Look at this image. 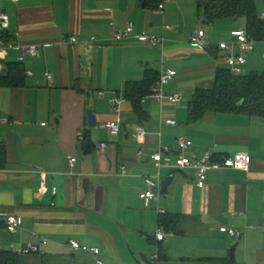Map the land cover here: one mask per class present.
<instances>
[{"label":"crops","instance_id":"0c3cea01","mask_svg":"<svg viewBox=\"0 0 264 264\" xmlns=\"http://www.w3.org/2000/svg\"><path fill=\"white\" fill-rule=\"evenodd\" d=\"M201 1L170 0L159 13L148 0H0V13L10 17L5 37L16 46L1 50V75L16 63L27 72L21 87L0 85V212L24 220L14 233L0 224V247L13 252L35 244L44 253L20 255L19 264H98L92 254L73 250L71 241L98 248L104 264H144L156 255L157 264H264V119L209 114L189 124L195 92L227 68L219 45L246 28L241 19L206 23ZM254 1L264 19V0ZM128 27L165 43L113 41ZM199 30L206 32L204 49L190 44ZM31 45L42 47L38 57L19 48ZM247 60L245 74L264 72V41ZM165 69L178 73L165 90L181 94L182 103L146 97L149 119L142 123L126 100L121 131L112 135L105 128L116 119L109 99L125 98L126 85L144 81L147 70L161 75ZM139 126L148 133L144 141ZM180 138L194 143L188 152L193 159L207 152L216 160L247 153L250 172L213 170L200 188L195 170L165 168L161 182L172 177L171 185L162 188L159 201L145 202L146 178L157 174L150 155L160 146L176 155ZM102 143L109 145L105 152L98 151ZM70 158L77 160L73 168ZM168 216L175 220L169 230L161 223ZM222 227L239 230L241 238L222 234Z\"/></svg>","mask_w":264,"mask_h":264},{"label":"built area","instance_id":"2783aa9c","mask_svg":"<svg viewBox=\"0 0 264 264\" xmlns=\"http://www.w3.org/2000/svg\"><path fill=\"white\" fill-rule=\"evenodd\" d=\"M22 0H11L13 3H19ZM170 0H164L158 7L157 12L164 13L166 3ZM10 29V17L4 13H0V53L1 50L5 47L13 49L16 46L13 43H7L4 40L5 34ZM167 30H171V26H166ZM232 39L227 42H222L219 45V50L224 53V60L226 62L227 68L237 76L245 75V66L247 65V56L250 53H253L256 49L257 41L252 38L246 30H237L233 31L231 34ZM131 38H137L138 40L145 42L151 46L163 45L165 43V38L158 36H150L147 34L136 35L133 27H128L124 31L116 32L113 35V41L121 42L129 40ZM206 32L204 30H199L195 35L190 38V44L199 49H204L207 47L206 42ZM69 42L76 44L78 39L71 38ZM67 43V42H65ZM23 54L29 57H38L41 53L42 47L37 45H31L27 47H19ZM4 67L0 61V75ZM31 74V73H29ZM178 73L173 69H165L162 71L160 80L157 84V87L153 89L152 94L147 97L146 100H153L161 104L169 103L171 105L177 106L182 103L183 97L181 94H169L166 92V87L171 84L172 81L177 77ZM47 78L51 79V75L47 74ZM101 97L105 98L106 94L101 93ZM109 104L113 109V112L116 114V119L114 121H109L105 124V128L112 134L118 135L122 127V112L123 106L126 102V99L122 96H114L109 99ZM145 102V101H144ZM3 124H8L7 121H3ZM167 125L176 127L178 125L176 120H168ZM139 133V138L141 141H144L147 136V131L143 126H139L137 129ZM83 140V137L80 136ZM194 143L191 140L180 138L177 140V150L178 153L175 155L173 150L169 147L160 146L159 149L150 155V159L154 162V167L157 171V174L153 177L146 178L147 191L141 195V199L145 202H150L153 200L159 201L162 197V170L167 168L170 170H188L193 169L196 171L197 185L200 188H204L206 185L208 173L213 170H225V169H234L240 170L243 172H250L252 158L247 153H237L232 157L218 159L216 160L211 153H205L202 157L198 159H193L188 155L189 150L193 147ZM109 145L107 143H102L98 146L99 152H105L108 149ZM138 157L143 159L145 153L143 150L138 151ZM76 158H70L69 163L73 168L76 164ZM122 173L127 174L125 167L122 168ZM54 194H56V189H54ZM165 211H161V214H165ZM24 220L22 217H19L15 214L0 212V224L5 227V229L14 233L21 229L23 226ZM222 234L228 235L232 238L239 239L242 236V233L239 230L222 227L220 229ZM158 240L163 241L165 238L164 232L160 231L158 233ZM47 240H42V245H47ZM69 246L75 251H81L84 253L92 254L98 264H104L100 259V250L96 247H88L81 245L77 241H71ZM4 250L0 247V254ZM13 253L18 255H43V251L39 245L30 244L27 248L14 250ZM158 256L156 255L153 259L144 264H157Z\"/></svg>","mask_w":264,"mask_h":264},{"label":"trees","instance_id":"16d2710c","mask_svg":"<svg viewBox=\"0 0 264 264\" xmlns=\"http://www.w3.org/2000/svg\"><path fill=\"white\" fill-rule=\"evenodd\" d=\"M163 1L148 0V3L157 10ZM199 7L203 10L206 23L244 19L248 34L257 42L264 41V19L260 18L254 0H202ZM4 40L7 43L13 41L7 36ZM6 69L7 75H0V85L21 87L27 75L24 66L18 63L9 64ZM160 76L154 70H147L144 81L126 85L125 98L132 103L142 123L149 119L142 101L152 94ZM209 114H234L264 119V72L237 76L228 68L219 69L211 87L200 88L195 92L189 103V124H196ZM174 222L169 216L161 220L168 230ZM19 258L20 255L13 252H3L0 254V264H19Z\"/></svg>","mask_w":264,"mask_h":264},{"label":"water","instance_id":"95a60500","mask_svg":"<svg viewBox=\"0 0 264 264\" xmlns=\"http://www.w3.org/2000/svg\"><path fill=\"white\" fill-rule=\"evenodd\" d=\"M87 117H88L90 126L91 127H96L97 120H96V116L94 115V113L92 111H89L87 113ZM172 180H173L172 177L166 178L165 180H163L162 188H163L164 191H166L168 189V187L171 185ZM238 246H239L238 244L236 246H234V248L231 251L230 260L232 262L236 261V251H237Z\"/></svg>","mask_w":264,"mask_h":264},{"label":"rangeland","instance_id":"374dc122","mask_svg":"<svg viewBox=\"0 0 264 264\" xmlns=\"http://www.w3.org/2000/svg\"><path fill=\"white\" fill-rule=\"evenodd\" d=\"M261 5H263V3H261ZM241 24H244V25L241 26L242 28H244L245 27V20L244 19H241ZM211 86H212V84L211 85H207V86H203V87L209 88Z\"/></svg>","mask_w":264,"mask_h":264}]
</instances>
